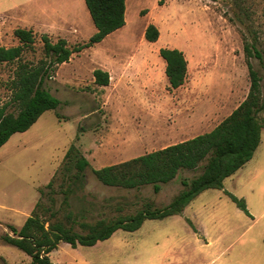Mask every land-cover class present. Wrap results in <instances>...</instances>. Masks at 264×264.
Returning <instances> with one entry per match:
<instances>
[{"label": "rangeland", "instance_id": "1", "mask_svg": "<svg viewBox=\"0 0 264 264\" xmlns=\"http://www.w3.org/2000/svg\"><path fill=\"white\" fill-rule=\"evenodd\" d=\"M14 1L27 0L0 3ZM32 5L0 13V46L18 45L15 29L30 28L35 40L25 47L22 60L37 63L46 58L45 32L27 21L25 9ZM149 24L159 30L156 41L145 38ZM48 35L53 42L61 37ZM81 37H69L67 45L73 48L90 38ZM247 41L264 50V0H126L123 27L73 53L45 79L43 86L60 100L59 106L0 147V255L30 264L1 235L11 234L7 224L21 227L38 200L59 209L65 195L60 189L69 188L67 201L77 222L166 206L183 189L182 181L197 176L201 168L179 171L158 192L152 185L106 186L92 170L210 131L248 93ZM161 48H177L187 60L178 88L169 85ZM250 61L264 83V60ZM16 65L0 63V106L10 98L8 82ZM96 68L108 71L107 86L94 82ZM71 144L89 162L82 182L73 181L77 155L73 152L71 161L64 158ZM225 191L243 198L250 215ZM77 222L74 227L80 231ZM49 257L54 264H264V129L251 160L225 178L222 189L202 191L183 213L146 219L135 231L118 229L94 246L73 248L60 242Z\"/></svg>", "mask_w": 264, "mask_h": 264}, {"label": "trees", "instance_id": "2", "mask_svg": "<svg viewBox=\"0 0 264 264\" xmlns=\"http://www.w3.org/2000/svg\"><path fill=\"white\" fill-rule=\"evenodd\" d=\"M126 0H85L86 7L97 31L84 43L70 48L63 38L53 42L46 34L41 36L45 59L37 63L23 61L25 47L34 43L31 29L17 28L14 31L18 45L0 46V63L17 62L14 76L8 82L9 100L0 106V147L16 132H24L31 127L43 112L56 109L60 100L44 86L46 78L59 64L69 61L71 55L102 41L107 35L125 24ZM159 30L154 24L145 29L147 41H156ZM250 86L246 97L232 112L215 125L210 131L198 134L165 147L146 152L119 163L93 169L95 178L106 186L136 189L152 185L154 192L160 190V184L172 181L181 170L201 172L191 180H183V189L163 207L148 206L129 216L119 215L93 222L78 221L67 201L66 189L62 206L53 209L36 201L31 214L21 227L7 224L11 232H5L1 238L6 243L23 251L30 258V264H54L49 254L60 242L75 248L94 246L99 241L111 237L118 229L137 230L146 219H164L181 214L198 194L210 188L222 189L225 178L234 174L253 157L261 143L264 129V83L262 77L253 68L251 57L259 62L264 60V50L256 47L255 42L244 44ZM160 56L165 61V74L171 88H178L184 83L187 73V60L183 51L177 48H161ZM94 82L100 86L109 84L108 71L96 68L93 71ZM9 105L15 106L16 113L7 112ZM76 172L73 181H83L84 171L89 162L76 151L71 144L64 158L71 161L72 154ZM53 179L47 184L51 188ZM235 205L245 214L250 215L245 201L225 191ZM61 210V211H60ZM63 212L62 217L58 216ZM74 222L80 231L75 230ZM187 222L192 223L187 219Z\"/></svg>", "mask_w": 264, "mask_h": 264}, {"label": "crops", "instance_id": "3", "mask_svg": "<svg viewBox=\"0 0 264 264\" xmlns=\"http://www.w3.org/2000/svg\"><path fill=\"white\" fill-rule=\"evenodd\" d=\"M84 1L85 0H27L22 3L14 1V2H9L11 4L5 6L0 3V13L3 11L19 8L21 6L24 7L26 4L33 3L30 9L28 10L25 9V12L28 14L27 21L31 25L32 24L34 25L33 26L34 29H38V30L43 29V31L45 32L43 34H46L48 37H50L48 35L49 33L59 34L61 36L60 38L65 39L66 42L68 43L69 37L80 38L81 36L85 37L86 35L87 36L86 38H88L91 37L93 31L94 32L97 31V29H94V27H92L88 23V17L86 16H88L87 14L89 13H86V9H85L86 6ZM83 13H85L84 19H81L83 18L82 15ZM88 34L90 36H88ZM210 189H214V188H210ZM186 207L187 205L185 206V208ZM183 211L181 213H183ZM188 220L192 223L190 219ZM1 258L3 260V264H16L14 263L15 262L14 259L12 260V262H10L8 258L2 256ZM28 260H30L29 256H28Z\"/></svg>", "mask_w": 264, "mask_h": 264}]
</instances>
